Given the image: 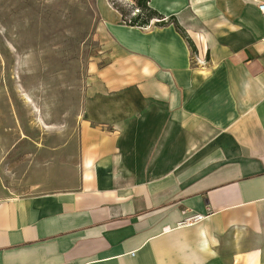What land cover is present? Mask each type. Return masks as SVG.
<instances>
[{"label": "crops", "instance_id": "obj_1", "mask_svg": "<svg viewBox=\"0 0 264 264\" xmlns=\"http://www.w3.org/2000/svg\"><path fill=\"white\" fill-rule=\"evenodd\" d=\"M102 4L80 141L0 175V264H264V0Z\"/></svg>", "mask_w": 264, "mask_h": 264}, {"label": "rangeland", "instance_id": "obj_2", "mask_svg": "<svg viewBox=\"0 0 264 264\" xmlns=\"http://www.w3.org/2000/svg\"><path fill=\"white\" fill-rule=\"evenodd\" d=\"M103 1L0 0V175L5 186L20 185L26 164L31 175L53 169L41 167V153L30 163L38 149H61L65 159L68 141H80L88 68L102 58ZM106 2L128 21L141 13L137 0Z\"/></svg>", "mask_w": 264, "mask_h": 264}, {"label": "trees", "instance_id": "obj_3", "mask_svg": "<svg viewBox=\"0 0 264 264\" xmlns=\"http://www.w3.org/2000/svg\"><path fill=\"white\" fill-rule=\"evenodd\" d=\"M138 7L140 9V15L134 16L129 21L125 19L123 11L119 10L118 12L121 14L123 22L126 25L132 27H148L151 25L153 21H157L156 24L164 25L166 20L161 15H159L155 10H153L150 6V0H137Z\"/></svg>", "mask_w": 264, "mask_h": 264}, {"label": "built area", "instance_id": "obj_4", "mask_svg": "<svg viewBox=\"0 0 264 264\" xmlns=\"http://www.w3.org/2000/svg\"><path fill=\"white\" fill-rule=\"evenodd\" d=\"M260 10L264 13V4L260 5ZM198 64H203L202 61L199 59H195ZM206 219V216L204 215H194L187 219H185L182 223H180L181 226H194L201 222H203Z\"/></svg>", "mask_w": 264, "mask_h": 264}]
</instances>
